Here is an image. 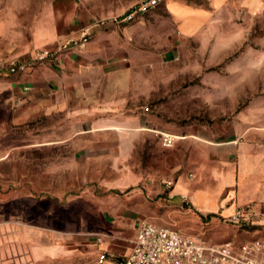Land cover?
Wrapping results in <instances>:
<instances>
[{"label": "rangeland", "instance_id": "374dc122", "mask_svg": "<svg viewBox=\"0 0 264 264\" xmlns=\"http://www.w3.org/2000/svg\"><path fill=\"white\" fill-rule=\"evenodd\" d=\"M167 1L184 5L187 16L177 20L163 3L122 26L129 31L121 38L129 43L132 68L116 119L142 113L140 132L121 130V135H137L128 165L140 177L134 186L118 191L104 185L118 174L106 160L118 142L114 131L76 134L75 118L61 113L18 126L0 108V252L18 253L19 264L29 261L26 255L36 244L26 240L29 231L59 238L60 250H73L77 237L98 231L113 199L134 207L142 219L212 242L264 237V224L243 231L177 211L160 194L142 195V172L166 176L175 159L171 148L160 146L156 131L206 132L214 138L241 125H264V0ZM134 2L82 0V5L105 19L123 14ZM111 116L106 109L83 119ZM77 159L101 162L79 165ZM54 262L45 258L34 264Z\"/></svg>", "mask_w": 264, "mask_h": 264}, {"label": "crops", "instance_id": "0c3cea01", "mask_svg": "<svg viewBox=\"0 0 264 264\" xmlns=\"http://www.w3.org/2000/svg\"><path fill=\"white\" fill-rule=\"evenodd\" d=\"M165 3L177 20L187 16V8L181 3ZM110 19L96 17L82 5V0H0V61L26 60L34 50L55 51L64 39L79 37L84 31L92 34L80 50L60 51L52 62L35 65L7 80L0 79V108L18 126L39 116L61 113L75 118L76 134H119L117 144L114 142L108 151L111 159H106L111 163V173L118 174L104 185L120 191L140 179L128 166L134 161L131 157L137 135H121V130L140 132L143 128L142 113L116 119L130 82L132 64L130 46L124 39L129 31L112 22L102 24ZM92 100L96 102L91 104ZM106 109L112 111V116L105 121L83 119ZM106 125L109 127H103ZM159 144L162 147L160 140ZM171 151L175 159L170 160L166 176L161 171L154 175L142 172V195L160 194L177 211H193L223 223L239 205L253 203L262 213L264 125H241L214 138L206 132L176 135ZM94 160L101 162L77 159L76 164ZM166 180L173 181L171 189L166 188ZM112 202L98 231L77 237L73 250H60L59 238L29 231L26 240L36 244L26 255V264L45 258L47 262L55 260L53 264H115L125 258L141 222L147 220L136 214L134 207L120 204L119 199ZM259 223L264 224L263 213ZM101 254L106 255L104 260H99ZM20 259L18 253L0 252V264L4 260L19 264Z\"/></svg>", "mask_w": 264, "mask_h": 264}, {"label": "built area", "instance_id": "2783aa9c", "mask_svg": "<svg viewBox=\"0 0 264 264\" xmlns=\"http://www.w3.org/2000/svg\"><path fill=\"white\" fill-rule=\"evenodd\" d=\"M166 0H136L123 14L103 21L105 26L112 22L126 26L145 14L158 8ZM92 34L83 32L79 37L64 39L57 50L37 49L26 60L0 61V77H16L35 65L52 62L56 54L64 50H80L91 40ZM163 148H171L176 136L156 131ZM165 186L171 189L172 180ZM185 199V197L183 198ZM261 213L253 203L239 205L225 221L244 228L261 224ZM105 254L99 256L104 260ZM115 264H264V237L243 240L231 239L216 243L204 239L202 235H187L177 229L141 222L129 254Z\"/></svg>", "mask_w": 264, "mask_h": 264}]
</instances>
